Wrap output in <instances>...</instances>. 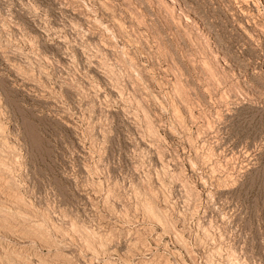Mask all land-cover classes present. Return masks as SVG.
Listing matches in <instances>:
<instances>
[{"label": "rangeland", "instance_id": "rangeland-1", "mask_svg": "<svg viewBox=\"0 0 264 264\" xmlns=\"http://www.w3.org/2000/svg\"><path fill=\"white\" fill-rule=\"evenodd\" d=\"M0 184V264H264V0H0Z\"/></svg>", "mask_w": 264, "mask_h": 264}, {"label": "bare ground", "instance_id": "bare-ground-1", "mask_svg": "<svg viewBox=\"0 0 264 264\" xmlns=\"http://www.w3.org/2000/svg\"><path fill=\"white\" fill-rule=\"evenodd\" d=\"M4 161V160H3ZM5 184V183H4ZM1 185V184H0ZM2 187V186H1ZM3 188V187H2ZM9 188V187H8ZM5 195V194H4ZM14 196V195H13ZM10 198V197H9ZM18 199V198H17ZM13 200H16V199H13ZM10 202V201H9ZM151 211V210H150ZM6 212V211H5ZM148 215H149V213H148ZM150 215H153V213L151 212V214ZM154 216V215H153ZM156 216V215H155ZM155 216H154V219H155ZM156 220V219H155ZM160 220V219H159ZM167 220V219H166ZM160 223V222H159ZM41 224V223H40ZM175 230V229H174ZM49 239V238H48ZM177 251V250H176ZM9 255V254H8ZM6 259V258H5ZM12 259V258H11ZM44 259V258H43ZM25 261V260H24ZM28 263V262H27ZM49 262L47 261V264H48ZM155 263V262H154ZM46 264V263H45Z\"/></svg>", "mask_w": 264, "mask_h": 264}]
</instances>
